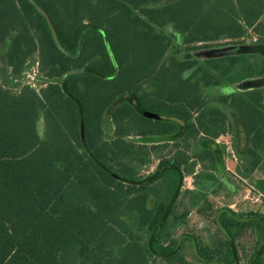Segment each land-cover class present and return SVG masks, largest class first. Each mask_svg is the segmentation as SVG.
Returning <instances> with one entry per match:
<instances>
[{
    "label": "trees",
    "instance_id": "16d2710c",
    "mask_svg": "<svg viewBox=\"0 0 264 264\" xmlns=\"http://www.w3.org/2000/svg\"><path fill=\"white\" fill-rule=\"evenodd\" d=\"M245 42L264 0H0V264H264L229 207L264 196V56L192 54Z\"/></svg>",
    "mask_w": 264,
    "mask_h": 264
},
{
    "label": "rangeland",
    "instance_id": "374dc122",
    "mask_svg": "<svg viewBox=\"0 0 264 264\" xmlns=\"http://www.w3.org/2000/svg\"><path fill=\"white\" fill-rule=\"evenodd\" d=\"M254 36H251V39H247V41L252 40ZM252 45L253 43L250 42H245V43H239V44H219V45H215V46H211V47H206V48H202L199 50L194 51L192 54L196 57V58H216V57H222V56H227V55H237V54H246V53H253L252 50ZM33 72H35V66L32 69ZM26 81L33 83L34 87H38L37 83L35 82V79H33V75H30L26 78ZM211 91L213 93H230L233 91V88L230 85H222L220 87L217 88H212ZM220 141H223L226 145H230V141H229V136L228 135H223L220 139ZM229 150V149H228ZM226 165L231 168L234 169V160L231 158L230 154L229 156H227L226 154ZM184 184L185 186H192V180L190 177H186L184 180ZM247 191L248 196L246 198L243 199V206L242 208L244 210H249L254 208L256 205H258V202L254 201V197L255 194H253V190L251 191V189L248 187L244 190V192ZM216 200H221L219 198H216ZM264 203V202H263ZM193 216V214H192ZM194 221L198 222V225H201V221H198V218L195 216L194 217ZM249 236L246 235L242 238V241L248 242L249 241ZM184 255L186 257V259L191 260L192 262H194L195 264H204L198 261V259L196 258V256L194 255L193 249L189 244H185V248L183 249ZM155 264H165L164 261L158 259ZM237 264H244L243 261H241L240 263L238 262Z\"/></svg>",
    "mask_w": 264,
    "mask_h": 264
},
{
    "label": "crops",
    "instance_id": "0c3cea01",
    "mask_svg": "<svg viewBox=\"0 0 264 264\" xmlns=\"http://www.w3.org/2000/svg\"><path fill=\"white\" fill-rule=\"evenodd\" d=\"M226 154H227V156H229V154H230L231 158L234 160V169H235V166L237 164V159L234 156L231 145H226ZM225 165H226V155H225ZM226 168L228 170L234 172V169L229 168L227 165H226ZM243 181H245V180L243 179ZM246 188H248V186L245 187L237 196L232 198V200L229 203V207L232 208L233 210L237 211V212H242V213L249 212V211H260V212L264 213V203H263L264 202V196L261 194V192L259 190H256L253 187L252 188L249 187L251 189V191L253 190V194H255V195L261 194L260 198L257 201H255V202H258V205H256L254 208L249 209V210H244L242 208L243 199L246 198L247 194H248L247 191L244 192V190Z\"/></svg>",
    "mask_w": 264,
    "mask_h": 264
},
{
    "label": "water",
    "instance_id": "95a60500",
    "mask_svg": "<svg viewBox=\"0 0 264 264\" xmlns=\"http://www.w3.org/2000/svg\"><path fill=\"white\" fill-rule=\"evenodd\" d=\"M42 13L45 16V18L47 19V22L50 26V29H51L54 37H56L55 30L52 26V23H51L49 17L47 16V14L45 12L42 11ZM251 51H253V53H258V54L264 56V44H253ZM238 87L239 88L264 87V76L246 79V80L242 81L241 83H239ZM145 115L147 117H157L156 114L151 113V112H146ZM81 136H83V135L81 134Z\"/></svg>",
    "mask_w": 264,
    "mask_h": 264
},
{
    "label": "built area",
    "instance_id": "2783aa9c",
    "mask_svg": "<svg viewBox=\"0 0 264 264\" xmlns=\"http://www.w3.org/2000/svg\"><path fill=\"white\" fill-rule=\"evenodd\" d=\"M254 39V38H253ZM247 196H248V194H247ZM260 196H261V194H257V195H255V197H254V201H257L259 198H260Z\"/></svg>",
    "mask_w": 264,
    "mask_h": 264
}]
</instances>
